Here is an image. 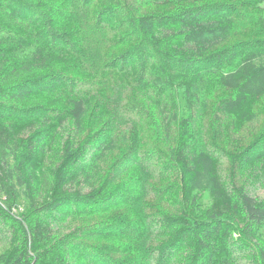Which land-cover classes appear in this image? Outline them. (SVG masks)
<instances>
[{
	"label": "trees",
	"instance_id": "16d2710c",
	"mask_svg": "<svg viewBox=\"0 0 264 264\" xmlns=\"http://www.w3.org/2000/svg\"><path fill=\"white\" fill-rule=\"evenodd\" d=\"M85 1L100 11L98 19L93 16L100 25H116L118 11L128 10V0ZM143 1L144 11L128 12L131 33L120 29L109 47L122 54L106 65L123 64L136 75L128 65L136 64L139 52L160 62L148 87L169 99L151 102V95L133 87L136 103L128 105L156 114L163 163L177 173L160 185L167 186L165 198H172L167 218L157 220L167 230L159 225L151 237L150 257L148 249L127 241V223L114 216L132 211L130 202L118 199L132 194L127 177L135 163L126 151L131 129L116 132L109 125L112 107L89 95L60 97L65 81L78 72L73 54L55 47L67 41L59 37L62 27L46 29L62 20L63 3L0 0V223L9 231L0 264H149L156 254L167 264H228L244 247L251 250L241 255H250L248 264H264V198L241 188L249 171L264 164V125L255 137L259 142H236L226 158L231 174L224 175L196 120L181 115L190 105L201 110L202 120L208 115L210 105L200 102V93L212 78L221 98L219 118L238 121L240 128L256 125L264 109V48L251 45L253 30L234 27L236 0ZM65 28L74 41L71 27ZM182 74L190 86L177 94ZM137 191L139 201V186ZM202 193L211 198L206 207Z\"/></svg>",
	"mask_w": 264,
	"mask_h": 264
},
{
	"label": "rangeland",
	"instance_id": "374dc122",
	"mask_svg": "<svg viewBox=\"0 0 264 264\" xmlns=\"http://www.w3.org/2000/svg\"><path fill=\"white\" fill-rule=\"evenodd\" d=\"M60 1L63 3L66 13L60 22L55 23V28L46 27V29L53 31L60 30V27H62L59 37L64 35L67 41L62 40L64 45L57 44L55 47L58 50H66L73 54L74 66L78 72L75 76L70 77V81H65L66 84L61 89L59 95L60 97L81 94L89 95L100 106L107 105L112 107L113 116L110 119L109 125L111 127L115 126L116 132H120L128 127L131 129L126 151L133 165L135 163L127 177V188L132 189V194L127 193L123 197L118 195V199L130 202L132 211L131 209L121 210L114 216L117 217V222L127 223L132 235L127 241H133L136 245L148 249L150 252L149 256L152 257V245L151 243L149 244L151 237L158 231L159 225L162 226V231L167 230L166 224L157 223L158 217L162 221L165 220L167 218V209L172 207V198H165L164 195V190L167 186L160 185L162 181H165L166 177H175L177 173L175 168L163 163L160 149V124L157 121L156 114L149 115L150 109L146 106L139 104L131 105L136 103L135 95H137L131 90L133 87L140 88L145 94L151 95L153 98L149 99V101L155 103H162L167 100L168 94L163 92L154 93L148 87L149 79L160 65L156 57L143 56L139 52L140 57L136 58V64L133 67L128 65L129 69L137 72L136 75L125 70L123 64L113 69L106 65L107 63L115 62L116 58L122 54V51L113 53L112 49H109L113 44V39L118 36L119 30L123 28L124 33H131V29H129L130 24L128 23V12L137 15L139 11H144L146 2L143 0H128L126 6L128 10L123 8V11H118L116 14L118 23L112 26L107 23L102 25L94 23L93 16L98 19L100 11L93 9L85 0ZM88 19L90 21H87ZM233 19L235 28L253 30L256 36L252 40L256 41V43L251 44L252 46L264 48V28L261 25V19L264 20V0H236ZM64 21H67V23L64 24ZM45 22V19H43L41 24ZM65 27H71L72 34L68 35L74 38V41L69 40L65 35L67 34ZM73 45L76 51L78 53L82 52V54L75 53L72 48ZM45 50L52 52L47 48ZM236 63L230 64L229 68H232ZM81 75L82 77H80ZM180 76H182L180 80H183L180 83V87L177 84L175 89L177 94L184 93L190 86L187 74ZM215 89L213 79L210 78L207 80L204 91L200 93V102L207 99V103L211 108V111L208 112V115L203 120L201 118V110H198L199 113L195 112V108L191 105L188 106L186 112L182 108L184 113L181 115L187 118L192 117V119L196 120L193 123L195 127L201 130L202 140L210 143L211 148L209 149L221 162L222 174L227 175V173L231 174L232 170L226 158L229 154L235 152L236 142H244L242 147H248L256 141L259 142L255 137L263 130L264 109L261 113V119L256 125L240 128L241 124L238 121L219 118L217 105L221 98L217 95ZM210 97L211 99H209ZM128 101L131 102L130 105H128ZM180 103L184 105L183 98L180 100ZM262 105L264 108V103ZM216 117L221 121L218 122L215 119ZM195 127L192 129L195 130ZM187 138L188 136L185 137V139ZM217 139L220 141V145L216 143ZM138 186L141 190L142 199L136 201ZM241 188L247 189L254 196L264 198V164L253 167L249 171L247 178L241 184ZM180 192L181 190L177 191L176 194L174 192L172 197L176 198L180 196ZM210 200L211 198L205 193L199 196V201L204 207L210 204ZM15 210L22 211L19 207L15 208ZM261 233L264 237V227H262ZM8 240L9 231L7 226L0 223V253L6 251ZM244 248L245 250L242 252L236 251L228 264H248L246 261L250 255H241L251 250L247 247ZM142 255H145V253ZM111 257L118 261L122 260L119 254H111ZM163 258V254H156L155 261L152 260L149 264H167Z\"/></svg>",
	"mask_w": 264,
	"mask_h": 264
}]
</instances>
